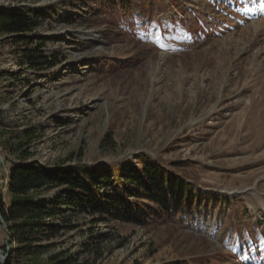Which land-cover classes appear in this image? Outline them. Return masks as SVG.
Returning a JSON list of instances; mask_svg holds the SVG:
<instances>
[{"label": "rangeland", "instance_id": "1", "mask_svg": "<svg viewBox=\"0 0 264 264\" xmlns=\"http://www.w3.org/2000/svg\"><path fill=\"white\" fill-rule=\"evenodd\" d=\"M132 1L137 15L122 17L91 0H0L29 17L49 8L31 35L56 57L35 72L20 64L25 45L0 36L11 131H0L1 201L16 159L3 149L26 129L44 167L146 155L190 183L194 217L135 226L77 215L64 247L106 233L89 264H264V0ZM4 246L0 226V261Z\"/></svg>", "mask_w": 264, "mask_h": 264}, {"label": "trees", "instance_id": "2", "mask_svg": "<svg viewBox=\"0 0 264 264\" xmlns=\"http://www.w3.org/2000/svg\"><path fill=\"white\" fill-rule=\"evenodd\" d=\"M91 1L97 2L101 14L133 17L138 12L132 0ZM47 9L31 17L18 8L0 9V36L25 45L20 64L26 63L35 72L50 69L56 62L54 55L43 54L41 39L31 35ZM36 40L34 49L26 48ZM9 128L0 121L2 133L11 132ZM31 139V130L26 129L22 136L11 137L14 142L10 146L3 145V150L16 158L7 170L8 200L0 198V214L9 239L7 248L3 247L8 253L6 264H89L87 258H82L86 253L95 261L101 256L96 243L107 241L106 233L90 234L79 250L71 252L64 247L65 232L78 227L70 226L77 215L88 217L92 224L109 220L145 226L150 222L191 219V213L198 211L193 207L190 183L149 156L140 154L134 164L124 161L116 166L44 167L30 160ZM53 191L52 196H45ZM199 203L200 198L196 204Z\"/></svg>", "mask_w": 264, "mask_h": 264}, {"label": "water", "instance_id": "3", "mask_svg": "<svg viewBox=\"0 0 264 264\" xmlns=\"http://www.w3.org/2000/svg\"><path fill=\"white\" fill-rule=\"evenodd\" d=\"M0 226L3 229V233H4V236H5V241L7 243L8 240H9L8 239V233H7V230H6V225H5L4 221L1 218V214H0ZM7 258H8V253H6V255L4 257H2V259L0 261V264H6Z\"/></svg>", "mask_w": 264, "mask_h": 264}, {"label": "snow or ice", "instance_id": "4", "mask_svg": "<svg viewBox=\"0 0 264 264\" xmlns=\"http://www.w3.org/2000/svg\"><path fill=\"white\" fill-rule=\"evenodd\" d=\"M261 243L264 244V240H262Z\"/></svg>", "mask_w": 264, "mask_h": 264}]
</instances>
